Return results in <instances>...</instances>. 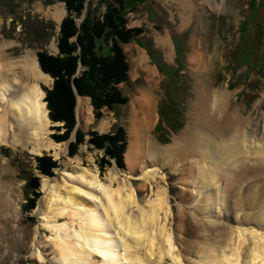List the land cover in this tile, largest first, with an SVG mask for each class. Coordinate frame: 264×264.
<instances>
[{"label": "rangeland", "instance_id": "obj_1", "mask_svg": "<svg viewBox=\"0 0 264 264\" xmlns=\"http://www.w3.org/2000/svg\"><path fill=\"white\" fill-rule=\"evenodd\" d=\"M104 1L101 3V0H85L82 14L77 16L73 13L78 27L90 8L94 9L96 15L102 17L108 6ZM123 1L127 13V28L142 30V33L135 35L132 41L123 45L129 65V81L120 83L118 88L127 102L113 110L103 109L104 117L96 121L91 98L78 96L75 108L76 126L69 139L63 142H56L52 138L53 134L64 133L63 129L61 131L55 129L62 128V124L50 119L48 138L61 147L46 151L42 155L50 156L57 162L53 176H44L37 171L38 164L35 158L42 155H34L21 147L14 148L7 145L0 147V155L9 159L12 169L8 179L16 184L17 191L22 196L20 219L16 224H12L16 234L14 236L7 232L5 239L0 241V246L16 247L19 254L18 264H58L53 248L39 241L42 238L51 240L54 235L49 226L52 224L62 226L69 222V218L68 216L56 218L50 211L43 215L39 214L40 207L45 206L47 196L43 181L45 178L57 180L62 187L60 191L69 192L80 185L77 178L80 168L97 172L105 182L108 181V174L114 171L116 174L114 188H118L120 181L126 179L125 181L135 190L136 202L128 209V212L134 215L142 209L147 210L149 203L157 198V193L164 189L171 210L167 218L164 212L161 213L158 225L166 226L175 247L172 256L165 257V264H173L172 257H177L181 264H209L196 251L184 257L178 255L181 248L179 237L187 236L186 232H180L178 229L179 218L182 212L196 217L198 215V218L207 225L210 221L222 218L225 211L218 209L219 206L216 204L223 199L221 192L223 185L213 186L209 192L206 190L199 192L198 183H186L184 174L178 172L183 166L170 164L162 167L159 162L153 165L155 162L152 161L138 168L132 174L134 176L132 178L130 176L132 171L126 161L133 113L139 110L140 104L137 98L142 94L151 95L153 98L155 123L151 129V136L159 146L173 145L177 138L185 136L190 126L192 127L193 108L198 102L199 92L196 69L197 62L200 61H195V55L205 54L204 80L211 88L212 95L227 92L231 101L229 111L244 119H251L252 122L246 126L252 129L256 136L258 135V143L264 144V0ZM57 7L65 9L63 20L68 12L62 0L51 2L50 0H0V44H8L2 53L3 59L18 61L29 54L38 60L37 53L40 51H47L53 56L58 55L55 46L58 47L61 22L59 23L53 15ZM76 40L77 36L72 38L73 42ZM151 68L155 71L154 77L150 75ZM18 74L24 84L35 81L32 77L28 78L24 75L23 69H19ZM75 76H78L77 73ZM53 83L54 80L49 85L40 84V86L45 91L52 89ZM80 100L88 102L92 109L90 115L83 110L79 111ZM77 126L79 129L76 131ZM118 126L125 129L127 137L123 154L124 167H120L114 158L107 156L104 149H97L89 143V131L109 133ZM78 131L87 135L84 142L79 145L77 153L73 155L70 154V146L76 141ZM62 149H66L63 154H61ZM103 158L109 159L110 164L101 169L100 162ZM66 162L67 166H65ZM144 168L155 170L154 179L139 178ZM31 173H35L40 178V187L37 190L39 195L35 209L27 211L25 208L28 204L27 199L33 195L25 185ZM209 193L217 196L216 204L204 202L205 196ZM227 223L230 230L241 227L233 220ZM245 226L244 228L252 227L250 224ZM192 229L187 237L195 240L196 231L194 227L190 228ZM73 230L71 228L72 234ZM254 230L260 234L264 233V230H258L256 227ZM37 231L40 239L37 240L36 245H33L32 239ZM242 237L247 241L246 245L250 246L252 237L249 238L248 234ZM234 240L231 243L235 246ZM162 244L163 238L156 240L152 261L159 258L156 247ZM137 250L142 256H150L144 247H137ZM38 254H41V259ZM242 255L243 259L245 255L244 253Z\"/></svg>", "mask_w": 264, "mask_h": 264}, {"label": "bare ground", "instance_id": "obj_2", "mask_svg": "<svg viewBox=\"0 0 264 264\" xmlns=\"http://www.w3.org/2000/svg\"><path fill=\"white\" fill-rule=\"evenodd\" d=\"M53 15L60 23L65 9L57 7ZM7 46L0 44V147H21L34 155L57 150L61 145L48 138L51 121L45 102L46 93L40 86L51 84L52 78L29 54L18 61L3 59L2 53ZM194 58L200 62H197L196 69L199 92L198 102L193 108L192 127L173 145L159 146L151 136L155 123L153 98L145 94L138 97L140 106L133 113L126 154L132 171L130 176L133 178L132 174L138 168L152 161L155 162L153 165L159 162L162 167L170 164L183 166L178 172L184 174L186 183H198L199 192H209L213 186L222 184L223 199L219 202L223 205L216 204L217 196L212 193L204 199V202H212L225 211L222 218L207 225L198 215L181 213L180 232H186L188 236L193 231L190 228L194 227L196 235L195 240L179 237L181 248L178 255L184 257L196 251L209 264H264V233L254 230L255 227L264 230V144L258 143V135L248 128L251 119L229 111L231 101L227 92L212 95L204 80L205 54ZM19 69H23L28 78L32 77L34 83H22ZM150 71L154 77L155 71L152 68ZM79 103V111L90 115L92 109L88 102L80 100ZM65 152L66 149L61 154ZM5 158L0 155V241L5 239L7 232L15 236L12 224L20 219L22 199L16 184L8 179L12 169L9 159ZM78 171L80 185L69 192L60 191L62 187L57 180L45 178L43 181L47 196L39 214L50 211L56 218L68 216L69 222L62 226L50 225L54 235L51 240L40 239L39 231L35 232L32 244L36 245L38 239L49 244L58 264H165V257L172 256L175 250L166 226L158 225L161 213L164 212L167 218L171 210L166 191L161 189L147 210L142 209L134 215L128 209L136 202L135 190L126 179L114 188V171L108 174L106 182L97 172L85 168ZM154 172L144 168L139 178L154 179ZM231 220L241 227L230 230L227 222ZM248 224L252 227L244 228ZM71 228L74 229L73 234ZM247 234L253 239L250 246L242 237ZM159 238H163L162 246L156 247L159 258L152 261ZM233 240L236 241L235 246L231 243ZM137 247H144L150 256H142ZM38 256L41 259V254ZM172 259L173 264H181L177 257ZM18 263L16 247L0 246V264Z\"/></svg>", "mask_w": 264, "mask_h": 264}, {"label": "trees", "instance_id": "obj_3", "mask_svg": "<svg viewBox=\"0 0 264 264\" xmlns=\"http://www.w3.org/2000/svg\"><path fill=\"white\" fill-rule=\"evenodd\" d=\"M53 0H50V2ZM66 4L68 12L63 20L58 35L59 54L50 55L47 51L37 53L38 62L44 73L54 79L52 89H46L47 108L49 118L53 122L62 124L65 130L62 134H53L56 142L69 139L76 126V99L79 96H89L94 107L96 121L104 117L103 109L113 110L117 106L127 102L118 85L128 82L129 65L123 45L142 33L141 29L127 28V13L123 0L107 2V11L102 17L95 14L90 8L82 24L78 27L73 13L80 16L84 10L85 0H62ZM103 18V19H102ZM77 36L75 42L72 38ZM80 63L82 72L74 77ZM61 128V129H60ZM158 126L156 127V130ZM89 143L97 149H104L107 156L114 158L120 167H124L123 154L127 144L126 131L118 126L114 131L100 134L97 131H89ZM87 134L78 131L76 141L70 146V154H76L78 147L85 140ZM37 170L45 176H53L57 162L50 156L37 157ZM109 159H102L101 169L109 165ZM27 190L33 197H28L25 208L27 211L36 207L40 178L35 173L30 174L26 183Z\"/></svg>", "mask_w": 264, "mask_h": 264}, {"label": "water", "instance_id": "obj_4", "mask_svg": "<svg viewBox=\"0 0 264 264\" xmlns=\"http://www.w3.org/2000/svg\"><path fill=\"white\" fill-rule=\"evenodd\" d=\"M58 53H59V49H58ZM81 69H82V64L80 63V68H79V70H78V72H77V75H79L80 73H81ZM76 77V76H75ZM74 87V91H75V93L77 94V97L79 96L78 95V93H77V90H76V88H75V86H73ZM79 129V127L77 126L76 127V131ZM75 136V135H74Z\"/></svg>", "mask_w": 264, "mask_h": 264}]
</instances>
